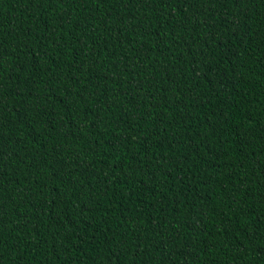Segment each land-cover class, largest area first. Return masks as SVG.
Here are the masks:
<instances>
[{
    "label": "trees",
    "instance_id": "trees-1",
    "mask_svg": "<svg viewBox=\"0 0 264 264\" xmlns=\"http://www.w3.org/2000/svg\"><path fill=\"white\" fill-rule=\"evenodd\" d=\"M0 264H264V0H0Z\"/></svg>",
    "mask_w": 264,
    "mask_h": 264
}]
</instances>
